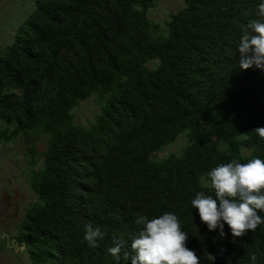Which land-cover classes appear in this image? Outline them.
<instances>
[{
    "label": "trees",
    "instance_id": "obj_1",
    "mask_svg": "<svg viewBox=\"0 0 264 264\" xmlns=\"http://www.w3.org/2000/svg\"><path fill=\"white\" fill-rule=\"evenodd\" d=\"M165 25L155 0H34L0 51V142L46 134L27 146L31 188L17 240L30 264H131L137 215H177L200 264H264V224L233 238L210 231L191 201L215 196L209 171L264 160V68L242 69L238 44L264 0H183ZM96 96L87 125L74 110ZM187 136L180 153L156 157ZM264 191V190H262ZM264 218V211L258 210ZM107 232L96 248L84 225ZM214 260H210V256Z\"/></svg>",
    "mask_w": 264,
    "mask_h": 264
},
{
    "label": "clouds",
    "instance_id": "obj_2",
    "mask_svg": "<svg viewBox=\"0 0 264 264\" xmlns=\"http://www.w3.org/2000/svg\"><path fill=\"white\" fill-rule=\"evenodd\" d=\"M258 15L264 18V2L257 5ZM238 65L242 69L256 66L264 68V20H252L242 30L238 44ZM255 131L264 139V127ZM211 178L215 196L198 191L192 199L193 208L198 209L201 221L210 231L219 229L220 237L226 235L225 223L230 227L233 238L242 237L248 230L255 231L264 224L258 210L264 211V160L259 157L240 163L232 159L212 168ZM139 231L132 237L131 255L122 253L124 240L113 237V245L107 251L117 261H131V264H200V257L186 247L188 234L181 230L176 214L164 212L161 216L149 218L137 215L134 219ZM107 232L92 223L84 225V241L96 248L105 239ZM0 238H7L6 234ZM255 264L256 256L251 254ZM210 260H214L212 255Z\"/></svg>",
    "mask_w": 264,
    "mask_h": 264
},
{
    "label": "rangeland",
    "instance_id": "obj_3",
    "mask_svg": "<svg viewBox=\"0 0 264 264\" xmlns=\"http://www.w3.org/2000/svg\"><path fill=\"white\" fill-rule=\"evenodd\" d=\"M183 0H155L149 10L150 17L162 26L171 13L183 8ZM34 9V0H0V51L14 39L18 26ZM101 110L96 96L81 102L74 110L76 121L87 125ZM188 139L185 134L157 152L156 157L180 153ZM47 142L46 134L19 136L10 143L0 142V264H30L28 249L19 244L17 230L27 207L37 200L31 188L30 171L25 155L27 146L36 144L37 151L43 152Z\"/></svg>",
    "mask_w": 264,
    "mask_h": 264
}]
</instances>
